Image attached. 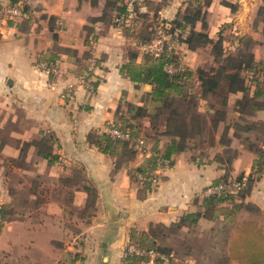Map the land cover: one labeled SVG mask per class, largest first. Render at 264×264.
<instances>
[{
    "label": "crops",
    "instance_id": "0c3cea01",
    "mask_svg": "<svg viewBox=\"0 0 264 264\" xmlns=\"http://www.w3.org/2000/svg\"><path fill=\"white\" fill-rule=\"evenodd\" d=\"M92 3L20 0L26 17L0 19V205L11 206L0 232V264H122L131 231L149 233L153 225L167 227L197 211V199L224 175L213 161L221 148L192 147L173 156L172 165L158 171V185L145 192L130 181L125 164L87 142L90 131H102L137 93L120 73L129 60L128 43L110 23L101 29L87 61L96 88L90 90L78 77L92 28L89 17L99 18L104 6L102 0ZM8 4L0 0V10ZM249 36L255 59L264 60V40L256 33ZM179 50L182 64L193 70L204 68L196 61L198 53L211 57L209 46L190 51L181 45ZM50 52L58 54L53 80L38 66V58ZM254 118L264 123V110ZM41 135L51 137L57 161L50 164L31 146L21 164H8L21 156L23 143ZM160 140L164 151L170 140ZM237 149L232 178L248 175L253 160L245 147ZM143 159L137 154L129 166ZM13 174L15 182L9 178ZM244 202L264 212V180L255 183ZM202 221L213 226L222 218ZM187 262L194 264L190 257Z\"/></svg>",
    "mask_w": 264,
    "mask_h": 264
},
{
    "label": "trees",
    "instance_id": "16d2710c",
    "mask_svg": "<svg viewBox=\"0 0 264 264\" xmlns=\"http://www.w3.org/2000/svg\"><path fill=\"white\" fill-rule=\"evenodd\" d=\"M8 1V7H19L26 17L27 9L17 5L20 0ZM92 1L97 3L99 0ZM102 1L105 4L103 13L97 20H93L96 22L93 27L98 30L106 23L107 15L113 13L110 24L116 28L123 27L132 12L129 6L133 0ZM194 2L198 3L197 0ZM261 2L264 5V0ZM188 5L191 6V3ZM50 21H55V18L51 17ZM197 24L201 25L202 30L196 29ZM167 25H170L168 29ZM206 27L201 7H196L194 10L188 7L181 14H176L170 24L165 25L164 33L176 41L179 47L185 45L190 51L210 46L211 62L214 66L217 65V68L212 66L208 69L193 70L184 66L179 56V49V51L163 52L157 57L148 53L140 56L137 52L129 53V60L120 68V73L135 85L136 90L141 85H149L151 90L144 93L143 105L128 104L129 111L126 115H122V110L118 107L113 121L106 125L127 133L129 137L118 139L103 131L92 130L87 135V142L104 155L118 158L123 154L130 181L145 192H150L153 188V183L148 178L155 176L153 173L159 163L161 167L170 166L173 156L192 147L221 148L220 152L214 153L213 161L223 169L224 175L211 186L225 184L230 187L232 183H237L239 189L210 196L202 193L197 199L199 209L184 214L172 225L179 230L189 227L190 224L196 225L201 220L215 222L222 218L223 225L234 227L225 238L226 260L236 264H264V229L258 219L254 218V216H264V212L244 202L255 183L264 180V123L254 118L257 112L264 110V60L257 61L251 50L245 53L239 52L238 57L226 54L222 38L211 39ZM52 40L57 41L56 33L52 35ZM92 40H96V35H93ZM91 43L90 40L84 42V46L88 47L83 56L85 65L77 74L79 78H83L85 74V80H90L92 77V68H89L90 63H87L91 55L89 49ZM57 60L58 54L50 52L38 58V65L45 64L47 69L55 68ZM167 66H172L174 71H167ZM46 71L49 80H53L54 73ZM97 84L91 85L93 90ZM192 94L195 95L192 97ZM195 101L204 102L203 116L197 112L200 108ZM155 110H158L157 115L165 116L166 120L164 131L159 136L167 137L170 141L166 149L161 151L156 138L151 152L144 155L142 163L130 167L129 163L135 157V151L131 153H121V151L127 149L126 144L138 145L141 141L139 120L152 117L151 114ZM206 113L212 115L209 120L208 139L203 135L207 129ZM229 115L233 117L230 119ZM50 142H52L51 137L42 136L39 140L26 144V148L21 149V153L32 146L51 164L57 161V156L53 154L52 146L48 145L51 144ZM236 142L252 153L253 160L248 175L241 174L232 178L229 176L230 168L239 155L238 149H232L233 143ZM144 146H146L145 141ZM139 176L143 179H139ZM240 211L250 214L251 217L237 225L234 219L236 213ZM10 214V205H0V232ZM152 234V228L149 233L131 231L128 244L137 249L170 255L160 250ZM147 262L146 257L128 253L124 264ZM158 262L156 260V263Z\"/></svg>",
    "mask_w": 264,
    "mask_h": 264
},
{
    "label": "rangeland",
    "instance_id": "374dc122",
    "mask_svg": "<svg viewBox=\"0 0 264 264\" xmlns=\"http://www.w3.org/2000/svg\"><path fill=\"white\" fill-rule=\"evenodd\" d=\"M133 0L129 9L132 10L129 19L125 22L123 27H120L123 37L128 43V56L129 53L137 52L140 56L144 52L141 51L140 46L151 42L157 35L158 32L164 33L165 25L170 24V21L174 20L176 14H181L188 7L195 9L196 7H201L204 13V22L206 24V32L215 40L222 38L223 46L226 49V54L233 57H238L239 52H247V50H253V40L249 36V33H256L264 40V5L261 0ZM191 3V6L188 5ZM93 4V5H92ZM91 5L94 6L95 3ZM103 5L104 1H103ZM166 5H168L166 7ZM103 6V10H104ZM162 7H166L165 11ZM162 8V9H161ZM103 11L101 12V14ZM113 14H109L106 17V23H110ZM101 16V15H100ZM99 16V17H100ZM97 17H89V23L92 24V28H88V38L87 40L92 41L89 45L91 51L92 44L95 42L93 35L97 36L101 32V29L106 24H103L98 30L93 27L97 20ZM167 29L170 25L166 26ZM116 28V27H115ZM197 30H202L200 24L196 25ZM178 32H176L177 34ZM168 36L167 34H165ZM169 37V36H168ZM97 40V39H96ZM250 42V43H249ZM210 48V46H209ZM179 48H177L178 50ZM84 50V54L86 53ZM179 51V50H178ZM179 51V56L181 58ZM206 51L198 53L196 61L202 64L204 68L208 69L214 64L211 62V57H208ZM41 69L45 70V64L38 65ZM185 66V65H184ZM215 68L218 66L215 65ZM91 68V64L89 65ZM55 73V68H53ZM47 72V71H45ZM48 73V72H47ZM86 75H83L81 81L84 82L85 86L92 89L91 85L94 83L93 80H85ZM151 90L149 85H141L137 90L135 96L128 102H124L119 107L122 110V115H126L129 111L128 104H138L143 105L145 100L144 93ZM195 94H192V97ZM65 98H70L68 94ZM62 99H64L62 97ZM65 100V99H64ZM199 105L200 111H197L201 116L204 115V102L195 101ZM212 103L213 100H211ZM193 111V110H192ZM158 110H155L152 117L142 118L139 120L140 125V136L139 139L146 142L145 150L147 153L151 152L154 146L155 139L160 140V133L164 131L165 127V116L157 115ZM209 113H206V127L204 131V137L208 139L209 133L208 126L210 117ZM230 119L233 115H229ZM203 118V117H202ZM108 126L105 125L104 128ZM36 141V140H35ZM34 142V141H32ZM30 142V143H32ZM236 142L232 149H237ZM28 143H23L21 149H25V145ZM50 145V144H48ZM127 149L121 151V153H131L135 151L136 155L139 153L137 146L134 143L126 144ZM30 148V147H29ZM28 148V149H29ZM27 149V150H28ZM21 153V156L17 160H8V164L13 167L17 164H21L23 161V156L27 153ZM127 155V154H126ZM3 160L2 157H0ZM125 157L123 154L117 159L119 165L125 164ZM5 162V161H4ZM164 167H160L159 171ZM11 182H15L17 176L16 174L11 175ZM159 177H157L158 179ZM159 182V179H158ZM153 184V188L158 185ZM254 215V214H253ZM251 215L246 212H237L234 223L239 225L243 221L250 219ZM258 219L260 225L264 229V216H254ZM188 224V222H187ZM233 226L223 225L222 223H215L213 226L205 224L202 220L196 225L190 224L189 227L183 229H177L173 225L162 226L160 224L153 225V237L155 238L158 247L162 252L170 253L173 255V260L171 264H191L192 262H187L190 257L194 264H231L234 262L226 260L224 255L225 249V238L232 232ZM156 262V261H155ZM157 264V263H153ZM159 264V263H158Z\"/></svg>",
    "mask_w": 264,
    "mask_h": 264
},
{
    "label": "built area",
    "instance_id": "2783aa9c",
    "mask_svg": "<svg viewBox=\"0 0 264 264\" xmlns=\"http://www.w3.org/2000/svg\"><path fill=\"white\" fill-rule=\"evenodd\" d=\"M25 17V14L22 12V10L19 7H7L5 9L0 10V19H5V18H11V19H22ZM122 20V17H121ZM179 48L178 44L176 41L170 39V37L166 36L165 34H162V32H158L156 37L148 43H145L140 46L141 51L144 53H148L152 55L153 57L159 56L163 52H171L173 50H177ZM167 71L173 72L174 68L172 66H167L166 67ZM46 70H51L54 71L53 68L47 69ZM105 133H108L110 136L113 138H118V139H128L129 135L127 133H124L118 129L115 128H110L106 127L102 130ZM137 150L139 151L138 154L144 156L148 155V153L145 150L144 146V141L141 140L139 141L137 145ZM160 163L158 164L157 169L154 171V175L152 177H149L148 180L151 181L153 184L157 183V174L160 169ZM139 179H143L142 176H139ZM239 189V185L237 183H232L231 186H227L225 184H220L217 186H209L203 191V195L205 196H210V195H219L220 193L224 191H236ZM135 254L139 257H146L148 258V262L146 264H153L156 263L155 261H159V264H171L173 255H163L160 253H157L153 250H144V249H137L134 246L128 247V250L124 253L123 255V261L122 264L125 263L127 254ZM157 263V264H158Z\"/></svg>",
    "mask_w": 264,
    "mask_h": 264
}]
</instances>
